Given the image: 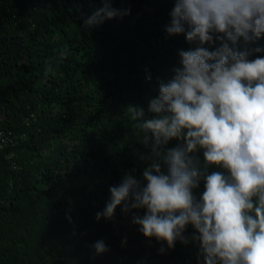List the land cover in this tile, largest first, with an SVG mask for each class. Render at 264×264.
I'll use <instances>...</instances> for the list:
<instances>
[{
    "label": "trees",
    "instance_id": "16d2710c",
    "mask_svg": "<svg viewBox=\"0 0 264 264\" xmlns=\"http://www.w3.org/2000/svg\"><path fill=\"white\" fill-rule=\"evenodd\" d=\"M174 3L113 0L130 14L81 30L101 0H0V264H168L199 253L195 242L168 249L145 238L119 207L96 219L109 188L146 166L139 157L149 150L125 109H146L158 80L180 66L179 51L194 47L166 33ZM257 46L264 38L247 47ZM98 240L109 249L101 255Z\"/></svg>",
    "mask_w": 264,
    "mask_h": 264
},
{
    "label": "clouds",
    "instance_id": "9594fccd",
    "mask_svg": "<svg viewBox=\"0 0 264 264\" xmlns=\"http://www.w3.org/2000/svg\"><path fill=\"white\" fill-rule=\"evenodd\" d=\"M101 2L81 30L130 14ZM170 16L166 33L194 47L179 51L180 66L158 80L146 109H125L149 150L139 157L146 166L141 178L128 172L109 188L96 219L111 220L119 207L168 249L197 243L203 264H264V56L251 58L264 47H247L264 38V0H175ZM50 72L46 63V78ZM91 247L109 250L103 240Z\"/></svg>",
    "mask_w": 264,
    "mask_h": 264
},
{
    "label": "built area",
    "instance_id": "2783aa9c",
    "mask_svg": "<svg viewBox=\"0 0 264 264\" xmlns=\"http://www.w3.org/2000/svg\"><path fill=\"white\" fill-rule=\"evenodd\" d=\"M148 256H154V253L152 251H149ZM198 260V252H192L189 255H186L184 259L181 260H169L168 264H196V261ZM119 264H123L120 260ZM132 264H159L158 262L150 259H139L138 261L133 262Z\"/></svg>",
    "mask_w": 264,
    "mask_h": 264
},
{
    "label": "rangeland",
    "instance_id": "374dc122",
    "mask_svg": "<svg viewBox=\"0 0 264 264\" xmlns=\"http://www.w3.org/2000/svg\"><path fill=\"white\" fill-rule=\"evenodd\" d=\"M186 257V256H185Z\"/></svg>",
    "mask_w": 264,
    "mask_h": 264
}]
</instances>
